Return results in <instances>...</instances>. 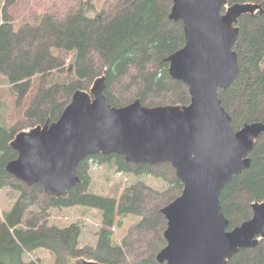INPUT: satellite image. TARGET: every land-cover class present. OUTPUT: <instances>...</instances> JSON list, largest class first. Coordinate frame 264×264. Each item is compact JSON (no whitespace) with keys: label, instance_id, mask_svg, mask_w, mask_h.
Instances as JSON below:
<instances>
[{"label":"trees","instance_id":"1","mask_svg":"<svg viewBox=\"0 0 264 264\" xmlns=\"http://www.w3.org/2000/svg\"><path fill=\"white\" fill-rule=\"evenodd\" d=\"M0 191L15 201L0 215V264H40L27 254L46 250L53 264H159L166 247L167 220L162 210L182 195L184 185L171 164H133L124 156L98 155L77 169L79 185L67 197L50 196L40 184L28 186L6 168L18 158L12 143L22 132L55 122L78 91L90 93L104 80V94L113 107L137 100L146 107L187 106L188 86L174 79L165 61L185 46L182 22L170 19L173 0H105L95 17L91 0H53L46 9L31 0H0ZM259 6L241 17L235 47L239 73L219 98L236 131L264 122V0H228ZM9 101V102H8ZM7 113V111H6ZM251 166L235 176L221 196L229 230L253 216L264 203V135L251 155ZM92 165L132 175L137 182L112 194H96ZM146 178L164 183L162 189ZM103 214L96 246L84 244L82 220L68 226L54 223L53 211L74 208ZM137 217L115 244V228ZM228 264H264V238L243 249Z\"/></svg>","mask_w":264,"mask_h":264},{"label":"water","instance_id":"2","mask_svg":"<svg viewBox=\"0 0 264 264\" xmlns=\"http://www.w3.org/2000/svg\"><path fill=\"white\" fill-rule=\"evenodd\" d=\"M227 3L173 0L170 19L182 22L185 46L165 61L171 76L188 86L189 105L146 107L137 100L113 107L100 80L90 93L76 92L57 121L17 135L11 146L18 158L7 172L65 198L79 185L77 169L88 158L117 154L133 164H171L184 189L162 210L167 245L159 264H228L241 250L256 248L264 238V203L253 206L249 221L229 230L221 196L250 168L264 122L236 131L219 92L238 77L239 20L259 6L225 8Z\"/></svg>","mask_w":264,"mask_h":264},{"label":"rangeland","instance_id":"3","mask_svg":"<svg viewBox=\"0 0 264 264\" xmlns=\"http://www.w3.org/2000/svg\"><path fill=\"white\" fill-rule=\"evenodd\" d=\"M32 5H41L45 9L48 4L53 0H31ZM95 11L91 12L89 16L95 17L101 11L105 0H91ZM1 6V2H0ZM1 88V87H0ZM5 89V87H3ZM3 89H0V96ZM3 98L0 99V101ZM9 102V101H8ZM7 111V113H6ZM6 111L0 110V122H3L9 109ZM92 175L96 183L97 189L96 194L106 197L109 193L112 194L113 189H124L127 186H131L137 182L132 175H126L122 173H117L115 170L110 169L107 166H97L92 165ZM147 184L155 189H162L164 183L155 182L152 178H146ZM15 201H13L9 196V190L0 191V215L10 211L13 207ZM54 223L59 226H68L71 223L77 222L79 220L84 221L85 230L82 236L84 244L96 246L98 243V231L102 227L103 214L99 210H89L86 208H74L62 211H53ZM140 219L137 217H130L123 221V226L120 228L117 226L114 230V242L117 245L121 244V241L126 236L128 230L135 224L139 223ZM27 261H38L40 264H53L54 256L46 250H38L36 252L27 254Z\"/></svg>","mask_w":264,"mask_h":264}]
</instances>
